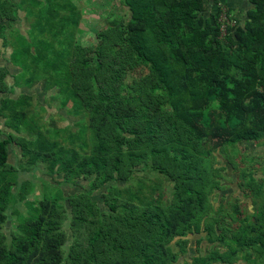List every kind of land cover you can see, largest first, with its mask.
I'll use <instances>...</instances> for the list:
<instances>
[{
    "label": "trees",
    "instance_id": "obj_1",
    "mask_svg": "<svg viewBox=\"0 0 264 264\" xmlns=\"http://www.w3.org/2000/svg\"><path fill=\"white\" fill-rule=\"evenodd\" d=\"M248 1L231 26L215 0H121L129 18L111 15L84 46L74 0H0V60L18 69L0 64L10 131H0V264H264L263 181L236 173L252 211L239 198L211 202L218 156L231 164L227 148L264 141V0ZM20 13L26 36L14 26ZM34 86L46 107L33 94L11 97ZM50 102L77 118L75 130L41 123ZM12 143L19 167L8 163ZM37 167L88 184L27 201L33 184L18 175ZM101 189L105 209L91 197ZM21 202L28 213L7 236ZM202 234L206 251L178 263L187 237Z\"/></svg>",
    "mask_w": 264,
    "mask_h": 264
},
{
    "label": "rangeland",
    "instance_id": "obj_2",
    "mask_svg": "<svg viewBox=\"0 0 264 264\" xmlns=\"http://www.w3.org/2000/svg\"><path fill=\"white\" fill-rule=\"evenodd\" d=\"M17 2L18 0H12ZM212 3V2H211ZM74 4L79 6L82 10V20L80 22V29L81 33L77 34L78 41L84 45H94L95 40V33L104 29L107 25L108 18L115 14L123 16L124 18H129L128 10L123 7L121 4V0H74ZM226 7H223V11H225ZM224 24H227L228 18L227 16L223 15ZM14 26L20 30L23 35H27V28L28 24L27 21L23 18V14H19L18 21L14 24ZM2 52L6 53L5 57L9 55L10 49H4ZM1 65H5L10 72V75H13L18 72V69L13 67L10 63L6 61L0 60ZM8 85L12 84V78H7ZM21 93L33 94L34 102H38L42 106H47L45 103V99L51 101L45 94H43L40 90V87L34 86L31 90L23 89H15V92L11 95V97L16 98ZM49 96V94H48ZM1 97V95H0ZM34 104V105H35ZM66 110L58 109V105L54 102H50V107H48L47 113L41 112L40 117H42L43 122H48L50 125L53 119V124L58 127H66L69 126L71 129L75 130V123L77 118L72 117L69 114H66ZM0 131L3 134L2 138L5 137V134L10 132L4 126V120L0 118ZM9 156H8V163L19 167L21 164V156L20 150L16 147L15 144L9 145ZM226 152L229 155V160L231 164L227 163L226 157L222 155L218 156L216 159V167L220 170L221 174V190L217 192V195H213L211 197V202L213 206L216 208L219 205H222L224 208L228 207V202L230 200H234V198H239L241 203H244V207L247 208L249 211H252L253 206L251 199L249 197H245L243 192L238 189V178L236 177V173L241 168H247L253 171L255 174V178L261 179L264 183V141L253 142V143H243L235 146H231L227 148ZM142 177L145 175L144 173L139 174ZM136 178V177H135ZM30 181L33 184V192L28 196L27 201H37L42 196L46 198H55L58 196V188L59 187L62 191L64 196H69L78 192L83 191V187L87 186V181L81 180L76 183V185L71 184H62L60 176H54L53 178L50 176L45 175L44 169L42 167H37L30 171H22L20 170L18 175V181ZM161 180V178H159ZM45 183L49 184L46 185ZM60 183V184H58ZM109 185V184H108ZM107 185V186H108ZM104 191L101 189L97 192H94L91 197L94 201L99 202V206L102 209H105L103 204L100 202L99 193ZM28 213V207L25 202H21L19 204L14 205L12 208L9 209V219L3 226V232L9 236L11 231L14 229L16 224L17 214H24ZM70 235V231L67 229ZM202 235H190L187 237L189 239L188 246L186 247V253L183 255L178 263H182L184 260L190 262V258L196 255H201L206 251L207 245L204 241L200 245L196 244V240L200 238ZM70 239V237H69ZM234 264H243V262H236Z\"/></svg>",
    "mask_w": 264,
    "mask_h": 264
},
{
    "label": "crops",
    "instance_id": "obj_3",
    "mask_svg": "<svg viewBox=\"0 0 264 264\" xmlns=\"http://www.w3.org/2000/svg\"><path fill=\"white\" fill-rule=\"evenodd\" d=\"M218 4L225 6L230 11L229 20H239L243 22L246 19L247 12L252 8L248 0H215Z\"/></svg>",
    "mask_w": 264,
    "mask_h": 264
},
{
    "label": "built area",
    "instance_id": "obj_4",
    "mask_svg": "<svg viewBox=\"0 0 264 264\" xmlns=\"http://www.w3.org/2000/svg\"><path fill=\"white\" fill-rule=\"evenodd\" d=\"M222 17H223V16H222ZM222 17H221V20L223 21V18H222ZM227 18L229 19V17H227ZM227 24L233 26V25L235 24V21L228 20ZM227 24H226V25H227ZM223 28H224V26H223Z\"/></svg>",
    "mask_w": 264,
    "mask_h": 264
}]
</instances>
